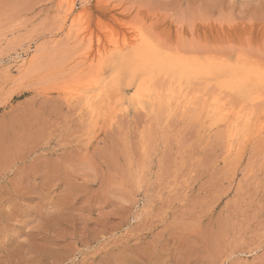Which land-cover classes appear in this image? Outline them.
Here are the masks:
<instances>
[{"label": "rangeland", "instance_id": "obj_1", "mask_svg": "<svg viewBox=\"0 0 264 264\" xmlns=\"http://www.w3.org/2000/svg\"><path fill=\"white\" fill-rule=\"evenodd\" d=\"M73 1L0 0V264H264V127L231 139L201 109L256 129L264 98L114 49L142 30L264 72V0Z\"/></svg>", "mask_w": 264, "mask_h": 264}, {"label": "bare ground", "instance_id": "obj_2", "mask_svg": "<svg viewBox=\"0 0 264 264\" xmlns=\"http://www.w3.org/2000/svg\"><path fill=\"white\" fill-rule=\"evenodd\" d=\"M68 1H69L68 2L69 8H71L72 11H74V8H75L74 7L75 6V3L74 2L75 1H73V0H68ZM77 16H78V14H77ZM135 35H136L135 41L131 45H129V46H121L122 45L121 44L120 46H114V49L117 50L118 52L119 51H121V52L123 51L124 52L126 49H128V50L131 49L132 54H133L132 56L134 58L137 57L136 60H138L139 61V64L141 65V66L139 65L140 68H143V69L147 70L148 72H151V71H154V70L159 71V72H162V70L167 69V71L165 72V74H168L167 72L169 71V72H171L173 74V78L176 75H179V76H177L179 79H181L183 77H187L186 75L193 76V74L194 75H196V74H199V75H201V74H209V75L212 74L213 76H215V80H217V84L216 85L219 86L220 88L228 87L230 89H238V90H243V91L245 90V92H247V94L250 96V98L252 99L253 102L255 100L263 99L264 98V72H260L258 70L259 72L256 74L255 69H252L251 66L250 65H247L246 63L245 64H241V65H239V63L236 64V65H234V64L231 65V64H229L227 62L226 63L225 62L219 63V62H217V61H215V60H213L211 58L207 59L206 61H203L200 58H195V57L188 58V57L180 56L178 54L174 55V52L173 53H169L171 51L166 52V51L162 50L161 48H159L157 45H155L153 43V41L144 33V31L139 30V31H137V33H135ZM83 36H85V34H83ZM124 36H125V39H126V34ZM115 37H117V36L115 35ZM107 39H106V41H107ZM117 40L118 39H116V42L118 44V41ZM121 40H122V38H121ZM109 42H111V41H109ZM111 45H113V44H111ZM103 49H104V46H103ZM108 51H111V50L109 49ZM117 51H116V53H117ZM122 54L123 53H121V55ZM126 54L128 55V52ZM122 57H124V55ZM197 57H198V55H197ZM117 60L119 61V59H117ZM128 61H130V59H128ZM126 62H127V60H126ZM130 63H131V61H130ZM133 63H131V64H133ZM137 64L134 63V65H137ZM133 68H134V66H133ZM256 68H257V66H256ZM262 68H263V65H262ZM140 73H141V71H140ZM121 74H122V72H121ZM126 74H128V72ZM225 74H229V79L231 81L222 80L221 79L222 77L219 78L220 75L224 77ZM254 74H255V76H254ZM252 77H255L254 78V80H255V82H254L255 84L254 85L255 86H257V85L261 86L263 88V92L258 91L259 89L258 90L257 89L255 90L256 87H254V85L251 86L253 84V83H251ZM135 84H136V82H135ZM137 87H138L137 90H136L137 95H136L135 98H137V100L139 101V103L142 105L141 107H145L144 106L145 101L143 99L144 98L143 96L145 95L144 93H145L146 89L149 88V86L140 87L138 85ZM169 88H171V87H169ZM179 90H181V89H179ZM148 91L150 92V94L153 97L152 98L150 96V98H152V101H155L154 99L157 98V96L159 95V91L158 90H155L153 92L152 89H150ZM195 94H197V93H195ZM172 97H173V95H172ZM157 99H159V98H157ZM195 99L196 98L193 97V96L192 97H182L181 98L182 107L187 108V107H189L191 105H196L197 102H195ZM212 101H213L212 103H208L207 100H202L201 109H203L204 111H208V110L209 111H212V108L211 107H214V109H213L214 113L213 112L212 113L214 115L216 114V116H218V117L212 118V119L215 122L222 121V122H225L226 123L225 125L228 128V135H229V137L231 139H234V138L241 139L243 136H247L249 133H252L253 131H256L257 132L258 130H260L258 132H261V129H263V127H264V119L261 121V125L258 126V128H256L255 127L256 125L254 124V128H256V129H252V127H251L252 123H251L250 112H244V111H239V110L238 111H232L231 117L229 118L228 116L230 114H227L228 112L225 113V111H227V107H226L227 105L225 104V101L223 100V98L218 97V94H217V95H214V97L212 98ZM130 102L128 104H130ZM119 104H120V102H119ZM150 105H152V104H150ZM263 105H264V102H263ZM128 108L129 107H127V109ZM120 109H121V107H120ZM110 114H109V116H110ZM212 116L213 115H211V117ZM113 119H115V118H113ZM237 148H239V147H237Z\"/></svg>", "mask_w": 264, "mask_h": 264}]
</instances>
